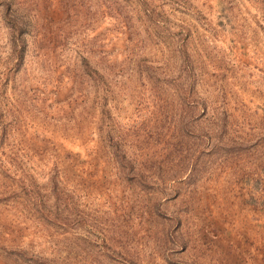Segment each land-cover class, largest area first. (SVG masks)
I'll return each instance as SVG.
<instances>
[{
    "label": "rangeland",
    "instance_id": "374dc122",
    "mask_svg": "<svg viewBox=\"0 0 264 264\" xmlns=\"http://www.w3.org/2000/svg\"><path fill=\"white\" fill-rule=\"evenodd\" d=\"M0 264H264V0H0Z\"/></svg>",
    "mask_w": 264,
    "mask_h": 264
},
{
    "label": "trees",
    "instance_id": "16d2710c",
    "mask_svg": "<svg viewBox=\"0 0 264 264\" xmlns=\"http://www.w3.org/2000/svg\"><path fill=\"white\" fill-rule=\"evenodd\" d=\"M9 27L10 28H14L15 27L14 22L12 20L9 21ZM83 62H84V65L86 67L87 63L85 61H83Z\"/></svg>",
    "mask_w": 264,
    "mask_h": 264
}]
</instances>
